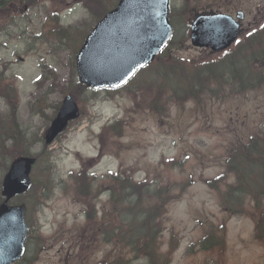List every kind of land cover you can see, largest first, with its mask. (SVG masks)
Here are the masks:
<instances>
[{
    "label": "rangeland",
    "instance_id": "obj_1",
    "mask_svg": "<svg viewBox=\"0 0 264 264\" xmlns=\"http://www.w3.org/2000/svg\"><path fill=\"white\" fill-rule=\"evenodd\" d=\"M188 1L171 2L173 45L178 48L175 55L186 61L202 62L221 57H208L211 56L209 52L191 46L189 26L198 12L234 14L243 10L247 16L246 32L264 25V2ZM58 12L63 29L75 28L68 37L61 35L60 39L51 35V24L47 22V13ZM25 17L30 23L19 20L21 28H11L12 37L0 34V77L4 73L6 81L2 83L12 84L18 96L16 106L0 98V117L7 120V125L3 122L6 127L20 125V130L28 136L21 148L6 144L4 156L0 150V183L5 174L1 161L8 158L10 164L33 140H42L67 95L75 97L82 115L47 149L43 143L30 149L32 155H42L33 170V187L43 188L42 197L49 199L42 202L44 206L40 210L36 208V197L13 201V204L26 205L29 227L33 228L32 233L37 231L35 237H39L28 244L26 260L21 264H112L114 255H131L125 250L115 251L106 242L112 233V225L121 229L131 222L112 219L107 192L109 184L103 183L102 188L87 191L88 197L78 187L82 173L88 179L94 176L102 179L108 173L128 171H135V182L149 174L164 185L168 182L182 184L190 178L195 180L180 200L169 205L167 215L162 216L166 228L159 242V253L171 264H264V239H256L255 220L240 215L231 217L233 215L227 212L229 204L220 201L218 194L203 184L204 179L224 178L223 190L235 185L234 177L224 174L227 147L245 128L241 127L243 123L249 121L251 127H258L262 122L264 92L248 99H214L206 106L193 103L184 108L171 106L169 113L156 115L145 108L144 93L139 91L145 87L139 84L140 76L146 72L151 74L147 70L130 87L118 93L101 91L94 101L90 90L74 96L72 93L78 82L75 73L77 51L101 16L85 10L77 0H39ZM4 26L6 18L0 17V27ZM24 30L26 34L18 38ZM43 76L50 79L43 90H38L37 83H41ZM256 96L258 99L254 101ZM12 114L19 124L9 119ZM109 127L117 128L112 131ZM120 132L122 137L117 136ZM10 133L12 136V130ZM182 160H186L185 169L169 167L170 163ZM89 185L93 186L91 182ZM97 192L101 196L94 198ZM247 194L258 197L255 190ZM95 203L97 226L94 223L93 227H87L85 214L94 216L91 207ZM253 206L254 203H247L244 211L239 206L236 211L251 212ZM101 228L106 237L96 240L95 234ZM215 243L218 247L213 246Z\"/></svg>",
    "mask_w": 264,
    "mask_h": 264
},
{
    "label": "trees",
    "instance_id": "obj_2",
    "mask_svg": "<svg viewBox=\"0 0 264 264\" xmlns=\"http://www.w3.org/2000/svg\"><path fill=\"white\" fill-rule=\"evenodd\" d=\"M37 1L0 0V11L11 12L13 6L11 4L35 6ZM115 1L79 0L94 15L100 16H103ZM166 62L168 66L163 71ZM186 69L191 75L187 74ZM155 71L159 76L163 75L164 84L157 80L150 81L139 91L144 93L145 104L159 114H166L171 103L184 105L189 101L201 103L214 98L226 100L260 91L264 88V28L258 30L257 36L243 40L218 60L187 62L168 50L156 64ZM162 86H164L163 90H159ZM84 91L85 88L77 84L74 94L81 96ZM248 122L241 125L245 128L237 135L235 139L237 149L232 152L233 155L229 159V162L231 161L229 173L236 177L235 185L230 187L229 196L242 204L246 195L251 196L247 192L255 190L258 197L254 201L258 202L257 208L260 210L262 207L260 203L264 200V122L263 130L250 129ZM0 127L5 126L0 125ZM14 131L17 137L8 135V140L4 137L0 138V150L3 156L7 150V146L4 145L13 143L18 148L24 145L26 134L18 127ZM117 136H121V132ZM38 141L33 140L26 151L17 155H28ZM178 164L174 162L170 166ZM7 166L8 158H5L1 161V167L6 169ZM127 173L108 178L112 219L131 221L124 222L125 226L121 229L116 224L112 225L113 232L109 242L115 251H129L132 258L126 260L125 257L114 255L112 264H170L159 253L161 246L159 242L162 240L164 230L162 216L165 214V206L169 204V201L176 199L177 196L181 198L189 185L170 182L164 185L161 180H153L152 175L136 183L133 181V176ZM89 182L86 176L80 175L78 187L80 186L79 189H82L85 196L88 195L87 191L94 189L90 187ZM209 184L217 189L218 183L209 182ZM42 190L41 187L33 188L32 194L29 195L33 199L37 198L38 207L42 205L44 199ZM93 221L96 220L89 218L90 226H93ZM95 226H97L96 222ZM105 235L104 228L99 229V232L95 234L97 240L98 237ZM262 236L260 235V238Z\"/></svg>",
    "mask_w": 264,
    "mask_h": 264
},
{
    "label": "water",
    "instance_id": "obj_3",
    "mask_svg": "<svg viewBox=\"0 0 264 264\" xmlns=\"http://www.w3.org/2000/svg\"><path fill=\"white\" fill-rule=\"evenodd\" d=\"M169 0H121L87 38L77 56L81 82L94 89L117 88L136 71L153 61L171 36ZM239 24L226 16H199L192 25V44L217 52L237 38ZM79 116L78 107L67 97L45 137L51 144L68 123ZM36 158L13 161L4 178L0 206V264H13L25 251L28 228L25 206L9 207L8 201L31 188L30 174Z\"/></svg>",
    "mask_w": 264,
    "mask_h": 264
}]
</instances>
